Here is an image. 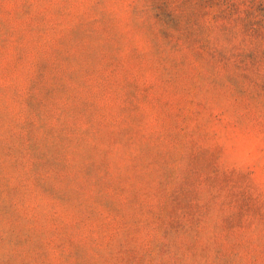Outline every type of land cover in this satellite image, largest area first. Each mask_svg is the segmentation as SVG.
Wrapping results in <instances>:
<instances>
[{"label": "rangeland", "instance_id": "obj_1", "mask_svg": "<svg viewBox=\"0 0 264 264\" xmlns=\"http://www.w3.org/2000/svg\"><path fill=\"white\" fill-rule=\"evenodd\" d=\"M0 264H264V0H0Z\"/></svg>", "mask_w": 264, "mask_h": 264}]
</instances>
